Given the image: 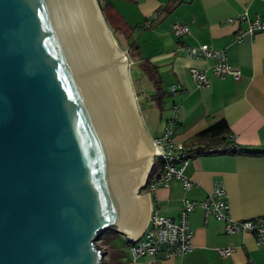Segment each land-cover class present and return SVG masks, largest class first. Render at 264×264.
Here are the masks:
<instances>
[{
    "label": "water",
    "instance_id": "water-1",
    "mask_svg": "<svg viewBox=\"0 0 264 264\" xmlns=\"http://www.w3.org/2000/svg\"><path fill=\"white\" fill-rule=\"evenodd\" d=\"M104 64L79 0H0V264H105L100 234L142 219L154 155Z\"/></svg>",
    "mask_w": 264,
    "mask_h": 264
},
{
    "label": "crops",
    "instance_id": "crops-1",
    "mask_svg": "<svg viewBox=\"0 0 264 264\" xmlns=\"http://www.w3.org/2000/svg\"><path fill=\"white\" fill-rule=\"evenodd\" d=\"M97 1L125 23L129 30L128 38L122 35L126 51L133 50L140 78L151 82L144 91L151 107L159 111V122L150 134L141 121L148 138L168 128L173 141L188 151L183 173L191 181L186 188L180 178L171 177L142 193L146 207L130 234L121 237L106 229L98 237L107 258L114 264H264V243L257 244L249 232H224L223 221L210 213L204 217L200 208L188 215L191 250L167 258L124 259L129 240L141 235L151 211L177 218L185 198L198 201L218 182L233 218L264 217V29L248 32L246 21L238 20L241 13L248 19L264 15V0ZM229 17L234 21L228 22ZM175 23L187 24L188 31L175 35ZM201 43L223 50L227 64L239 75H215L214 59L185 55L184 45ZM189 67L203 70L208 81L198 85ZM158 87L163 92L161 105ZM219 120L227 124L230 144L244 152H195L204 145L199 133ZM226 246L233 247L232 252L220 255L217 249Z\"/></svg>",
    "mask_w": 264,
    "mask_h": 264
},
{
    "label": "built area",
    "instance_id": "built-area-1",
    "mask_svg": "<svg viewBox=\"0 0 264 264\" xmlns=\"http://www.w3.org/2000/svg\"><path fill=\"white\" fill-rule=\"evenodd\" d=\"M228 22H233L234 18L229 17ZM239 21H246L248 32L264 29V15L248 19L245 13L238 15ZM175 35L188 31V25L185 23H175L172 26ZM184 53L188 57L194 58H212L215 60L213 73L215 75L231 74L234 77L239 75V70L232 69L226 62V56L221 49H216L207 43L198 45H184ZM189 73L193 80L198 84H204L208 81L203 70L196 67H189ZM154 161L147 176L145 186L147 190H153L158 184H166L171 177L181 179L182 185L188 188L191 181L185 177L183 170L189 158L188 151L181 143H175L170 135V130H165L157 137L150 139ZM237 147L234 144L225 146L218 145L206 149L223 150L229 152ZM224 188L221 183H215L212 189L198 201L185 198L177 218L164 216L151 211L148 215L147 223L141 235L128 243V258L135 260L143 255L152 257L167 258L181 255L192 248L191 236L192 230L189 226V213L200 208L204 217L211 214L215 219L223 221V230L226 233L249 232L255 237L257 244L264 243V217L256 216L249 219H235L229 213L228 203L225 199ZM220 255H227L232 252L233 247H219ZM106 259V257H105Z\"/></svg>",
    "mask_w": 264,
    "mask_h": 264
},
{
    "label": "bare ground",
    "instance_id": "bare-ground-1",
    "mask_svg": "<svg viewBox=\"0 0 264 264\" xmlns=\"http://www.w3.org/2000/svg\"><path fill=\"white\" fill-rule=\"evenodd\" d=\"M79 7L97 56L105 63L104 69L116 97L117 110L131 142L136 160L139 155H146L153 149L137 111L135 98L132 95L126 58L117 48L116 40L113 39L107 25L103 23L96 2L94 0H79ZM149 161L147 162L149 163ZM137 168L139 171V167ZM145 205V200L142 199V211L146 207Z\"/></svg>",
    "mask_w": 264,
    "mask_h": 264
},
{
    "label": "rangeland",
    "instance_id": "rangeland-1",
    "mask_svg": "<svg viewBox=\"0 0 264 264\" xmlns=\"http://www.w3.org/2000/svg\"><path fill=\"white\" fill-rule=\"evenodd\" d=\"M94 1L96 2V5L99 8V5H98L99 2L97 0H94ZM102 13L105 15L107 20L112 21V20L117 19L112 14L113 12H110L106 8L102 11ZM102 13H101V15H102ZM102 17H103V15H102ZM111 27H112V25H111ZM107 28L110 31L111 35L113 36V39L116 40L115 42H116L117 48L126 57L129 83L131 84L130 88L132 89L131 91H132L133 98H135L134 100H135V104L137 106V111L139 113L140 119H141V121H143V123H144L145 127L148 129V131H150V134H153V128H155L156 124L159 122V116H158L159 111H157V109H155L154 107H151L150 100L148 97L149 95L146 96L145 91L148 90L149 86H152L151 82L149 83V80H147V79H146L147 82L143 81L141 79L142 77L140 78V75H141L140 73H142V71L138 69L136 57L132 53V50H130L129 52L126 51V47H125L126 42L124 41V39L122 37L123 34L121 32V29H117L113 33L112 30L108 26H107ZM129 53H131V54H129ZM152 90H153V88H151V91ZM154 161L156 162V158L154 159ZM146 190H147L146 186H144L141 188L140 191H141V193H144ZM120 236L123 237L121 234H120ZM98 244L101 245L102 240H99ZM101 246H103V245H101ZM126 250H124V255L126 254ZM120 253H121V249L119 248L118 254H120ZM109 258H107V253H106L105 264H114L112 262V259H109ZM122 258L123 257H121L120 261L122 260Z\"/></svg>",
    "mask_w": 264,
    "mask_h": 264
},
{
    "label": "trees",
    "instance_id": "trees-1",
    "mask_svg": "<svg viewBox=\"0 0 264 264\" xmlns=\"http://www.w3.org/2000/svg\"><path fill=\"white\" fill-rule=\"evenodd\" d=\"M98 5H99V9L100 12L102 13V11L106 8V4L104 2L98 1ZM103 15V19L105 21V23L107 24V26L112 30V32L114 33L117 29H121L122 34L125 35L126 38H128L129 36V30L127 29L125 23L117 18L115 20H107L105 15L102 13ZM112 25V27H111ZM132 50V49H131ZM129 52V51H128ZM133 53V50H132ZM131 54V53H129ZM163 95L162 90L160 89V87L157 88L156 91V97L158 99V103L159 105H161V97ZM227 131V124L224 120H219L213 124H211L210 126H208L207 128H205L202 132L199 133L198 135V140L200 143L204 144L202 145L200 148H198V151H195L196 153H205V152H217L215 150H206V146L209 148H212L216 145H221V146H225L230 144L231 142L228 141L225 133ZM207 148V149H209ZM226 152V151H225ZM231 153H239V152H244L243 149H235V150H231L229 151Z\"/></svg>",
    "mask_w": 264,
    "mask_h": 264
}]
</instances>
